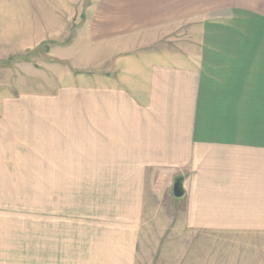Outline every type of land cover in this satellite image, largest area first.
<instances>
[{"label": "crops", "instance_id": "0c3cea01", "mask_svg": "<svg viewBox=\"0 0 264 264\" xmlns=\"http://www.w3.org/2000/svg\"><path fill=\"white\" fill-rule=\"evenodd\" d=\"M83 29L116 43L107 61L0 115V176L8 138L15 183L42 185L56 217L45 260L249 264L264 248V0H96Z\"/></svg>", "mask_w": 264, "mask_h": 264}, {"label": "rangeland", "instance_id": "374dc122", "mask_svg": "<svg viewBox=\"0 0 264 264\" xmlns=\"http://www.w3.org/2000/svg\"><path fill=\"white\" fill-rule=\"evenodd\" d=\"M95 2L0 0V115L33 112L30 97L43 92L44 83L63 79L69 72H85L90 68L84 66L94 58L107 61L116 43L91 42L83 29ZM172 28L169 39H186L193 25ZM156 34L140 33L130 40L132 44L135 38L145 42ZM10 140L4 141V148L9 151L4 159L6 170L0 176V264H50L45 260L49 211L45 208L44 188L15 183L27 179L15 178L11 167L15 154ZM19 172L26 174L25 170ZM50 222L55 226L54 215L50 216L49 226ZM259 251L257 255L251 252L249 264H264V248ZM57 253L53 251L50 257L52 264L59 263Z\"/></svg>", "mask_w": 264, "mask_h": 264}, {"label": "water", "instance_id": "95a60500", "mask_svg": "<svg viewBox=\"0 0 264 264\" xmlns=\"http://www.w3.org/2000/svg\"><path fill=\"white\" fill-rule=\"evenodd\" d=\"M173 194L176 197L182 195L181 187L179 185V182H177V181L173 184Z\"/></svg>", "mask_w": 264, "mask_h": 264}]
</instances>
